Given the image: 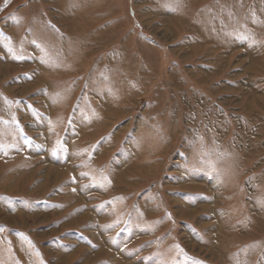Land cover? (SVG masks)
I'll list each match as a JSON object with an SVG mask.
<instances>
[{
  "label": "rangeland",
  "instance_id": "1",
  "mask_svg": "<svg viewBox=\"0 0 264 264\" xmlns=\"http://www.w3.org/2000/svg\"><path fill=\"white\" fill-rule=\"evenodd\" d=\"M0 264H264V0H0Z\"/></svg>",
  "mask_w": 264,
  "mask_h": 264
},
{
  "label": "bare ground",
  "instance_id": "2",
  "mask_svg": "<svg viewBox=\"0 0 264 264\" xmlns=\"http://www.w3.org/2000/svg\"><path fill=\"white\" fill-rule=\"evenodd\" d=\"M18 177V176H17ZM17 179V178H16Z\"/></svg>",
  "mask_w": 264,
  "mask_h": 264
}]
</instances>
